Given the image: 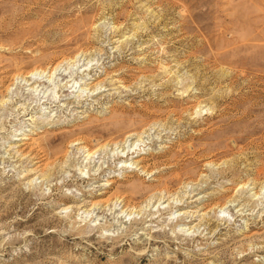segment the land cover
I'll return each mask as SVG.
<instances>
[{"label":"rangeland","instance_id":"374dc122","mask_svg":"<svg viewBox=\"0 0 264 264\" xmlns=\"http://www.w3.org/2000/svg\"><path fill=\"white\" fill-rule=\"evenodd\" d=\"M0 264H264V0H0Z\"/></svg>","mask_w":264,"mask_h":264},{"label":"bare ground","instance_id":"6f19581e","mask_svg":"<svg viewBox=\"0 0 264 264\" xmlns=\"http://www.w3.org/2000/svg\"><path fill=\"white\" fill-rule=\"evenodd\" d=\"M43 71L45 72L46 70H43ZM34 73H35V71H31V72L26 74L27 75L26 77L28 79L27 82H32V84L38 83L40 86H44L46 84V81H42V79H40V78H34L33 77ZM66 87H67V85H66ZM66 87H63V88H66ZM65 91H67V89H65ZM117 248H118V246L115 247V249H117ZM115 249H114V251H116Z\"/></svg>","mask_w":264,"mask_h":264}]
</instances>
